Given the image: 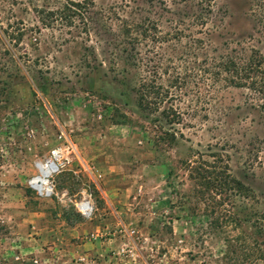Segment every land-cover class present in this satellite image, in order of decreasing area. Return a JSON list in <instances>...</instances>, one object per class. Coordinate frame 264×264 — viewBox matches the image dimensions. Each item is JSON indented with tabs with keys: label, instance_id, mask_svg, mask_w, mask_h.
Listing matches in <instances>:
<instances>
[{
	"label": "rangeland",
	"instance_id": "1",
	"mask_svg": "<svg viewBox=\"0 0 264 264\" xmlns=\"http://www.w3.org/2000/svg\"><path fill=\"white\" fill-rule=\"evenodd\" d=\"M90 1L83 29L58 13L64 0H0V264H264V234L252 233L264 226V92L210 75L221 54L264 57L262 2L216 0L205 29L191 28L202 41L195 56L179 53L187 37L161 42L162 14L161 34L138 49L156 55L149 79L160 94L171 81L181 89L162 101L149 95L157 109L148 113L133 91L143 66L113 56L104 26L118 22L98 15L121 0ZM137 5L144 13L118 15L157 18V6ZM169 105L181 115L172 126L160 115ZM65 143L74 157L53 177L54 194L39 199L27 187L34 162ZM199 166L221 168L227 189L207 194L194 178ZM83 194L89 219L74 208Z\"/></svg>",
	"mask_w": 264,
	"mask_h": 264
},
{
	"label": "trees",
	"instance_id": "2",
	"mask_svg": "<svg viewBox=\"0 0 264 264\" xmlns=\"http://www.w3.org/2000/svg\"><path fill=\"white\" fill-rule=\"evenodd\" d=\"M124 1L125 0H121L117 6L100 9L98 15L102 16L108 22L111 21V18L109 17V15H111V17H114L118 22L116 26L114 25V28L112 25L104 26L106 29L105 31L109 35L108 43L115 51L113 52V56L119 59L124 68L135 69L138 68V66H143L141 73H136L134 76L135 88L133 91L135 95H137L136 103L138 108L143 112H155L157 109L155 108L156 105L155 103L148 102L149 95H153L154 99L160 97L159 101H162L166 97L170 99L179 95L178 91H180L181 87L179 89V87H176L172 84L174 82L171 81L167 88L162 90V94H160L159 91L161 88L155 86L153 80L149 79L155 74L154 68L156 67V55L154 54L153 60L151 61L150 58L147 57L150 52L147 45L143 46L144 51L138 49L141 44L140 41H144L149 37H154L156 36V33L161 34L157 29V24L160 23L162 14H166L168 15V18H166L164 22L167 24V30L163 34L161 42L175 40L176 36L181 39L187 37L188 44H186L185 48L181 49L179 53L183 56H195L197 54L196 51L201 49L202 41L201 39L193 38V35H190V32L192 31L191 28L195 29V33H201V29H205L208 22V15L211 14L212 7L216 0H146L149 8H152V11L153 8L157 6V9L159 10L157 18L142 17L141 20H137L136 23L127 21L123 17H120L118 13H124V11L129 10V13L133 15L136 13L137 15V13H144V10L137 5L138 0ZM253 1L257 2V0ZM260 1L262 2L261 7H264V0ZM64 2V5L57 10L58 13L66 15L68 18L77 17L80 21L83 20V29H86V24L90 19L89 14L92 15L93 13L90 10L93 7L92 2L90 0H83L82 2H79V0H64ZM129 3L133 6H129ZM52 15L55 14L53 13ZM185 33H187L186 36ZM151 43H153L152 40ZM167 49L169 50V53H171V56L172 54L173 56L175 55L176 51L173 47L168 46ZM170 59H172V57L168 58V62ZM211 67L214 68V72H210L211 77L214 78L212 81L213 83L216 81H222L226 87L244 88L254 94L264 92V57L257 52H253V54H250L246 59L241 58L236 54L233 56L231 54H221L214 59V64ZM204 73L207 74L208 72L205 70ZM223 74L227 76L223 77ZM193 76L198 77L197 72H193ZM208 88L211 89V87ZM189 91L190 90L185 89V92ZM208 92L209 91L206 89L200 95V98L196 96L198 99L197 103L202 101ZM196 112L198 111L194 109V113ZM160 115L169 126L178 124L181 118L180 113L172 108L171 105L167 108H163L160 111ZM122 122H124V120H122ZM169 136L171 135L169 134ZM171 140H173V137ZM193 169L197 175V177L194 178L199 179L198 184L206 192L209 191L207 194L211 195L212 192L214 194H220L227 189L226 187L228 186L229 179L228 176L221 171V168L218 170L220 172L217 173H214L212 170L209 171L202 166ZM170 174L171 172H169V175ZM230 183L234 184L237 192L246 191L249 195V190L242 188L237 182L231 180ZM252 233L259 237L262 236V234H264L263 224L259 223V226L255 228ZM252 233L247 235L252 237ZM253 244H256V242H253ZM224 247H227V245ZM256 250L257 251H253L254 254L261 252L258 248H256ZM263 257L264 252L259 255V259H263Z\"/></svg>",
	"mask_w": 264,
	"mask_h": 264
},
{
	"label": "built area",
	"instance_id": "3",
	"mask_svg": "<svg viewBox=\"0 0 264 264\" xmlns=\"http://www.w3.org/2000/svg\"><path fill=\"white\" fill-rule=\"evenodd\" d=\"M73 157L74 147L71 143L52 148L47 156L34 162L35 174L28 179L27 187L39 199L50 198L54 194L53 177L60 173ZM74 208L83 219H89L94 211L90 194H83Z\"/></svg>",
	"mask_w": 264,
	"mask_h": 264
}]
</instances>
